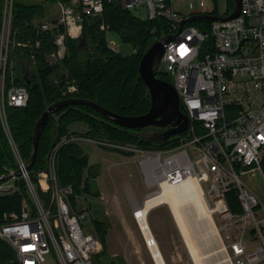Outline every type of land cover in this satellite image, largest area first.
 <instances>
[{
    "label": "built area",
    "instance_id": "obj_1",
    "mask_svg": "<svg viewBox=\"0 0 264 264\" xmlns=\"http://www.w3.org/2000/svg\"><path fill=\"white\" fill-rule=\"evenodd\" d=\"M54 1L60 15L36 25L42 32L54 33L56 50L52 57L58 61L67 52V39L82 36L84 16L101 15L107 0ZM118 1L142 18L165 19L166 31L158 39L172 38L164 44L158 71L168 74L180 103L186 107L190 123L183 133L187 136L183 135L181 143L169 149L76 135L66 141L93 140L126 154L136 152L149 188L144 201L160 193L166 182L195 179L224 217L223 228L229 231L225 236L229 263L264 264V201L246 181L259 172L264 179V0H241L239 16L203 20L209 21L205 29L191 22L183 27L181 24L193 15L226 17L234 10L228 12L227 6L225 12H219L217 5L208 7L204 0H191V12L185 15L177 10L173 0ZM14 2L3 0L0 35V114L5 118L7 105L25 107L30 98L28 88L16 83L15 62L11 58L12 48L27 46L14 36ZM102 27L109 47L120 52L110 38L112 31L104 23ZM232 109H236L235 114ZM7 134L16 167L7 169L2 176L23 179L27 197L22 199L20 211L0 215V240L14 251L6 264H97L103 242L84 227L89 219L87 198L71 184H60L56 150L50 169L40 170L33 180L27 169L29 161L21 156L10 128ZM17 170L21 171L20 176H15ZM1 184L0 192L20 191L16 185ZM232 189L242 206L240 213L229 207L226 194Z\"/></svg>",
    "mask_w": 264,
    "mask_h": 264
},
{
    "label": "trees",
    "instance_id": "obj_2",
    "mask_svg": "<svg viewBox=\"0 0 264 264\" xmlns=\"http://www.w3.org/2000/svg\"><path fill=\"white\" fill-rule=\"evenodd\" d=\"M54 1V0H53ZM235 0L228 1V12L235 9ZM43 4L15 0L13 25L17 29L15 38L26 42L27 46H15L11 49V58L15 62L16 83L26 86L30 93L25 107L7 105V118L11 134L24 160L30 161L33 152V133L37 120L49 105L57 101L78 97L96 101L114 112L125 115H141L151 106L149 90L140 74V61L149 45L163 36L166 31L164 18L155 20L140 17L133 9H126L120 1H106L101 15H85L83 34L78 39H67V53L64 58L53 62L52 53L56 50L53 32H42L36 25L43 18ZM3 20V0H0V35ZM104 23L109 30L120 36L124 42L131 43L135 51L129 55L115 52L109 45L105 33L100 30ZM190 24L205 29L209 21H194ZM82 41V43H81ZM39 42V44H37ZM157 75L167 79L168 74L158 71ZM31 80L29 83L28 80ZM74 84L75 90H67ZM180 107L187 113L181 102ZM74 122L88 125L86 133L71 131ZM145 128L121 126L105 117L97 109L87 104H73L61 107L50 114L49 120L42 128L38 151L31 169V177L36 180V173L48 168L50 154L56 150L55 165L61 185L71 184L77 193H92L88 182L95 176L93 169L99 164L91 165L79 141H66L71 135L86 136L92 139L107 138L114 142L139 144L145 147L169 149L178 146L181 135H173L168 140L157 142L149 139ZM116 149V148H113ZM16 167V160L7 133L0 118V175L7 169ZM89 175V176H88ZM2 179L0 178V184ZM14 194H0V215L5 211L20 210L25 191ZM230 209L235 213L242 211L236 190L226 194ZM96 234L104 245V250L96 257L97 264L105 254L107 244V224L94 219ZM14 256L12 248L0 240V264Z\"/></svg>",
    "mask_w": 264,
    "mask_h": 264
},
{
    "label": "rangeland",
    "instance_id": "obj_3",
    "mask_svg": "<svg viewBox=\"0 0 264 264\" xmlns=\"http://www.w3.org/2000/svg\"><path fill=\"white\" fill-rule=\"evenodd\" d=\"M27 1L34 3L40 2L43 4L44 19L58 17L60 14V8L53 0ZM190 1L191 0H173L177 10L185 15L191 12L189 5ZM204 1L206 6L212 7L213 5H217L219 12H225L229 0ZM41 20L43 19L41 18ZM100 30L104 32L106 36V31L103 29L102 24L100 25ZM109 35H111L110 38L114 43L118 45L122 54L129 55L135 51L134 46L131 43L124 42L119 35L113 32ZM52 61L56 62L53 57ZM168 78L171 80L169 76ZM73 86L74 84L68 85L67 90L70 92L74 91L75 89L73 90ZM231 112L235 114L236 109H232ZM0 118L4 130L7 133V128H10L7 115L5 118V116L2 117L0 114ZM70 127L72 130L80 132L88 129V125L84 122H74ZM143 131L149 134L151 129ZM186 136L187 134L184 135L183 138ZM93 140H79V144L83 152L88 156L89 163L91 165H100L98 171L97 167L93 169V174L95 176H90L88 180L92 193L88 194L87 192H83L84 197L87 198L86 202L89 213V219L87 223L84 224L85 229L88 232L97 233L93 222L94 219L102 220L107 224L106 251L105 254L100 256V261L108 264H156L145 233L134 214L135 208L143 204V201L138 202L137 198L142 200L144 194L149 189L146 185L143 171L136 159L138 154H136V152L126 154L117 149L103 146ZM100 140L112 141L107 138H101ZM152 143L154 145L157 144V142L154 141H152ZM53 152L54 150L50 154L48 168H46L48 170L50 169ZM126 159L130 160L129 167L126 165L119 166V163ZM20 180L21 178L12 177L2 179L1 185L8 186L13 184L16 185L18 190L23 192ZM246 181L251 184L253 189L264 201V179L261 173H257L254 177L250 176ZM0 194L8 193L0 192ZM26 194L27 193L24 192L22 199L27 197ZM206 200L210 210H212L210 213L211 216L207 213H203L197 206L190 205L183 206L182 208L189 235L197 247L203 264H230L226 249L228 241L225 239L229 231L223 228L224 217L216 210V206L212 205L213 200L209 196L206 197ZM21 207L22 200L20 209ZM149 222L152 227H154L157 222L160 240L155 238L167 264H195L187 248L184 237L182 236L183 234H181V229L179 225H177L173 212L167 204H162L156 209L154 207L149 213Z\"/></svg>",
    "mask_w": 264,
    "mask_h": 264
},
{
    "label": "water",
    "instance_id": "obj_4",
    "mask_svg": "<svg viewBox=\"0 0 264 264\" xmlns=\"http://www.w3.org/2000/svg\"><path fill=\"white\" fill-rule=\"evenodd\" d=\"M236 7L234 11L226 16L219 17L211 14H198L185 18L181 27L187 22L199 20H229L236 18L241 12V0H235ZM172 36L163 39H157L151 42L147 51L140 61V74L149 90L151 97V106L149 110L141 115H125L112 111L111 109L101 105L100 103L78 97L66 98L55 103H52L44 111L41 117L37 120L33 133V152L28 170L32 169L35 162L39 139L42 128L49 120L50 114L55 110L73 104H87L98 111L113 122L130 128H145L150 127L151 132L149 139L154 142L168 140L171 136L185 132L189 126L190 118L188 114L182 111L180 107V98L175 85L167 79L157 75L161 58L165 51V42L169 41ZM82 43V41H81ZM30 83L31 80L29 79ZM21 171L17 170L15 176H20ZM11 176H2L0 178H9Z\"/></svg>",
    "mask_w": 264,
    "mask_h": 264
},
{
    "label": "bare ground",
    "instance_id": "obj_5",
    "mask_svg": "<svg viewBox=\"0 0 264 264\" xmlns=\"http://www.w3.org/2000/svg\"><path fill=\"white\" fill-rule=\"evenodd\" d=\"M163 186L164 189L160 193L149 196L142 205L137 206L134 210L135 217L138 219L142 230L145 233L156 264L167 263L152 232L149 223V213L154 207L162 204H167L173 212L174 218L181 229L194 263L203 264L197 251V247L189 235L185 216L182 211L183 206L193 205L199 207L203 213H207L211 216L210 213L212 210H210L203 188L193 178H188L175 184L166 182Z\"/></svg>",
    "mask_w": 264,
    "mask_h": 264
},
{
    "label": "crops",
    "instance_id": "obj_6",
    "mask_svg": "<svg viewBox=\"0 0 264 264\" xmlns=\"http://www.w3.org/2000/svg\"><path fill=\"white\" fill-rule=\"evenodd\" d=\"M60 15V14H59ZM44 20V19H43ZM41 21V20H40ZM39 22V21H38ZM71 128V127H70ZM88 130V129H87ZM87 130L86 131H83V132H80V131H75V130H72L71 129V131H75V132H77L78 134H80V133H86L87 132ZM137 159V158H136ZM137 161H138V159H137ZM130 162V160H125V161H121L120 163H119V166H122V165H126L127 167H129V163ZM139 163V162H138ZM139 166H140V164H139ZM140 168H141V166H140ZM141 170H142V168H141ZM149 191V189L147 190V192ZM146 192V193H147ZM146 193L144 194V196H143V198H142V200H139L138 198H137V200H138V202H142V201H144V199H145V195H146ZM159 206H157V207H155V209L156 208H158ZM157 221V220H156ZM150 223V222H149ZM178 225V224H177ZM150 226H151V224H150ZM151 229H152V231H153V233H154V235H155V237L157 238V240H160V237H159V233H158V227H157V222H156V225L154 226V227H152L151 226ZM182 234V233H181ZM183 236V235H182Z\"/></svg>",
    "mask_w": 264,
    "mask_h": 264
}]
</instances>
